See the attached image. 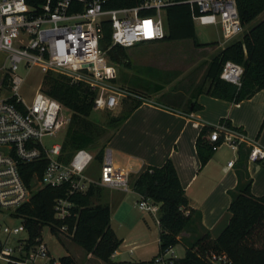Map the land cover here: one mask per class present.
I'll list each match as a JSON object with an SVG mask.
<instances>
[{
	"label": "built area",
	"instance_id": "2783aa9c",
	"mask_svg": "<svg viewBox=\"0 0 264 264\" xmlns=\"http://www.w3.org/2000/svg\"><path fill=\"white\" fill-rule=\"evenodd\" d=\"M103 0H0V212L18 223L2 224L0 264H63L50 256L40 234L46 224L53 235L70 234L66 218L74 215L70 195L84 191L89 183L110 188L129 189V171L114 165L110 150L102 149L98 177L82 173L95 153L88 147L75 148L67 161L60 159L61 141L46 146L45 137L61 130L66 122L60 117L62 104L42 90L47 72L65 75L70 82H81L94 91L92 108L111 109L126 88L113 82L116 65L100 48L101 21L110 26V44L125 47L140 41H154L165 34L164 8L174 0H140L131 6L105 8ZM193 10L192 20L201 24H217L221 42L242 32L236 0H181ZM35 66L40 71L38 84L29 100L18 93L21 77L18 66ZM242 67L224 60L219 77L239 84ZM188 117L192 113L187 114ZM193 126H199L192 119ZM206 126V125H202ZM211 149L226 144L237 150L241 143L248 146L249 160L263 159L264 148L232 128L224 120L210 126L207 134ZM44 160L41 173L35 172L26 183L21 175L23 163ZM232 159L226 161L231 165ZM65 184L63 194L52 198V218L59 223L44 222L37 233L30 235L24 216L16 207L26 202L32 191L44 186ZM139 209L157 214L158 203L139 194ZM184 212H187L184 211ZM157 219V218H156ZM54 225L55 230L51 228ZM164 252L155 255L157 264H173V256ZM210 264H231L223 252L209 251Z\"/></svg>",
	"mask_w": 264,
	"mask_h": 264
},
{
	"label": "trees",
	"instance_id": "16d2710c",
	"mask_svg": "<svg viewBox=\"0 0 264 264\" xmlns=\"http://www.w3.org/2000/svg\"><path fill=\"white\" fill-rule=\"evenodd\" d=\"M140 0H103L105 8L131 6ZM239 19L244 25L264 9V0H236ZM192 8L181 0L164 8L165 34L160 40L191 38L195 46L204 43L195 39ZM100 48L115 65H129L125 46L110 44V26L107 20L101 21ZM230 59L241 65L239 84L219 77L224 60ZM203 80L196 85L199 91L208 95L232 101H239L264 88V16L249 25L240 34L213 53L207 61ZM207 80L204 88L203 82ZM157 86L156 89L160 88ZM42 90L57 99L69 109L63 137L60 159L67 161L71 152L78 147H90L104 127L88 118L92 109L94 91L81 82H70L60 73L47 72L43 75ZM129 91V90H128ZM140 103L135 97L120 115L109 116L108 124L117 125L127 113ZM198 103L192 102L191 108ZM227 123V122H226ZM210 126H202L195 139V150L200 164L213 153L210 142L204 134ZM103 147L95 156L101 157ZM44 160L23 163L21 175L27 183L32 174L41 173ZM240 180L226 207L228 218L218 233L211 237L207 230L198 234L199 212L187 207V198L180 185L172 162L167 158L160 165H146L135 174H130V185L138 194L158 203V253L180 241L178 233L182 229L190 235L182 239L184 252L173 257V264H210L206 254L211 251L223 252L231 264H264V191L259 195L250 192V177L240 170ZM65 184L41 186L32 191L29 199L16 207V213L24 216V223L32 236L44 222L59 223L52 218L51 203L56 195L63 194ZM74 202V215L65 219L70 238L101 260L110 261V255L119 243L110 228L109 207L103 200V187L89 183L82 192L70 195ZM187 212H184L186 211ZM51 228L55 230L54 225ZM63 264H75L68 254L59 256Z\"/></svg>",
	"mask_w": 264,
	"mask_h": 264
},
{
	"label": "crops",
	"instance_id": "0c3cea01",
	"mask_svg": "<svg viewBox=\"0 0 264 264\" xmlns=\"http://www.w3.org/2000/svg\"><path fill=\"white\" fill-rule=\"evenodd\" d=\"M159 41L161 40L151 43L155 45ZM140 42L128 48L136 53ZM196 85L198 84L186 92L181 89L168 90L167 86L161 85L149 94L138 96L140 103L112 128L105 147L110 150L112 163L129 171V179L130 174L136 173L140 168L160 165L168 158L184 190L187 207L199 212L198 234L207 230L214 237L227 221L226 207L231 192L240 180V170L250 177L249 189L252 194L259 195L264 191V160L247 159L248 146L241 143L237 150L228 147L230 152L225 155L216 151L217 148L214 149L210 157L200 164L195 150L196 136L202 125L211 126L224 120L227 125L241 130L248 139L264 148V88L247 98L232 101L203 91L198 92ZM137 87L138 90L146 89L144 85ZM193 101L198 106L190 109ZM189 112L192 113L191 117L187 116ZM192 119H197L200 125L193 126L190 123ZM207 134L208 130L204 134V138L208 140ZM228 159L233 162L226 166ZM102 187L103 192L107 189L103 200L109 207L108 224L119 238L108 262L157 264L155 255L158 251L159 228L156 214L137 207L139 194L132 189L130 181L128 190ZM110 190L114 192L108 193ZM126 191H132L133 195L125 196L123 193ZM118 211L115 222L124 230L120 235H117L111 225L112 216ZM189 235L190 232L186 229L178 233L180 241ZM125 251L134 252L136 256H121ZM66 254L73 258L71 254ZM93 257L100 262V258L95 255ZM73 260L75 263L74 258Z\"/></svg>",
	"mask_w": 264,
	"mask_h": 264
},
{
	"label": "rangeland",
	"instance_id": "374dc122",
	"mask_svg": "<svg viewBox=\"0 0 264 264\" xmlns=\"http://www.w3.org/2000/svg\"><path fill=\"white\" fill-rule=\"evenodd\" d=\"M263 15L264 9L243 25L242 32ZM193 25L195 39L204 44L195 46L191 38H182L161 40L155 45L151 41H141L137 44L138 50L136 53L128 47H125L130 63L128 66L116 65L117 73L113 82L116 85L126 88L131 94L121 96L118 105L111 109H91L88 118L98 125L103 126L104 130L100 132L96 141L88 147L89 150L95 153L99 147L105 148L106 139L114 127V124L107 123V118L123 113L135 97H142L143 94H149L160 85L167 86L168 90L181 89L186 92L193 85L199 84L204 79L203 74L207 61L213 53L218 51L228 41L221 42V32L217 24H201L198 21H193ZM239 36L240 33L237 37ZM16 72L21 77L18 93L24 99L29 100L34 87L39 82L41 76L40 71L35 66L24 68L19 65ZM206 82L207 80L203 82L204 86ZM137 84L144 85L146 89L144 91L141 89L138 90ZM59 113L60 117L67 122L70 113L69 109L61 106ZM66 122L61 130L44 138L43 142L46 146L54 141L62 140ZM216 151L225 155L230 152V149L226 144L222 143L217 147ZM100 162L101 157L99 158L93 155L82 173L91 178H97ZM111 192H114V190H110L108 193ZM106 193L107 189L104 190L103 195H106ZM123 194L125 196L133 195L132 191H126ZM118 215L119 211L112 216L111 225L114 227L117 235H120L123 234L124 230L115 222V218L118 219ZM7 222L16 224L18 223V218H10L5 212H0V236H2L1 226ZM40 234L52 257L57 258L69 253L75 259V264H111L109 262H102L100 259H98L100 262L96 261V258L90 252H87L82 246L73 242L67 233H62L59 236L51 234L46 224L41 226ZM170 252H172L174 257L180 256L184 252V244L181 241L176 242L167 251V254H170ZM131 255L136 256L134 252L125 251L121 253V256L124 257ZM116 258L117 256L114 257V259Z\"/></svg>",
	"mask_w": 264,
	"mask_h": 264
}]
</instances>
